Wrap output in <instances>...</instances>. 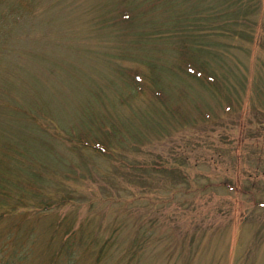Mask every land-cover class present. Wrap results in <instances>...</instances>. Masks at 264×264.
<instances>
[{
    "label": "rangeland",
    "instance_id": "obj_1",
    "mask_svg": "<svg viewBox=\"0 0 264 264\" xmlns=\"http://www.w3.org/2000/svg\"><path fill=\"white\" fill-rule=\"evenodd\" d=\"M0 264H264V0H0Z\"/></svg>",
    "mask_w": 264,
    "mask_h": 264
},
{
    "label": "trees",
    "instance_id": "obj_2",
    "mask_svg": "<svg viewBox=\"0 0 264 264\" xmlns=\"http://www.w3.org/2000/svg\"><path fill=\"white\" fill-rule=\"evenodd\" d=\"M190 67V72L195 74V75H198V76H201L198 72V68H195V66H193L191 63L189 65ZM79 136V135H78ZM79 143H81L83 146H87V147H91V148H94L95 150L101 152L102 154H107V155H110V156H115L113 153H112V150L109 148V143L106 142L105 140H102V139H95L94 141H90V140H86L85 137L83 136H79ZM69 200L68 197L66 198H62L60 199L59 201L55 198H51L50 196L48 195H44L42 196V199L39 201L38 203V207L37 208H34L33 210H36L33 214H38V213H42V212H47L49 210H54V209H58L61 207V205L63 203H67ZM19 207L17 206L16 209H18ZM28 211H32L31 210H28ZM62 226L64 228H61V229H58L55 227L54 230L57 232V233H61V234H64L65 236V239H62L63 241H61V244H60V247H59V252L62 253H68L70 250H71V247L73 246L72 245V241H71V236H72V228L70 225L68 224H62ZM74 243V242H73ZM107 246V242L103 243L100 248H99V251H98V256H101L104 251H105V247ZM57 254V253H56Z\"/></svg>",
    "mask_w": 264,
    "mask_h": 264
}]
</instances>
